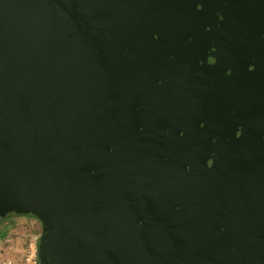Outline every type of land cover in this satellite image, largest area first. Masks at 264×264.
<instances>
[{
  "label": "water",
  "instance_id": "water-1",
  "mask_svg": "<svg viewBox=\"0 0 264 264\" xmlns=\"http://www.w3.org/2000/svg\"><path fill=\"white\" fill-rule=\"evenodd\" d=\"M40 264H264V0H0V218Z\"/></svg>",
  "mask_w": 264,
  "mask_h": 264
},
{
  "label": "rangeland",
  "instance_id": "rangeland-1",
  "mask_svg": "<svg viewBox=\"0 0 264 264\" xmlns=\"http://www.w3.org/2000/svg\"><path fill=\"white\" fill-rule=\"evenodd\" d=\"M12 217L0 218V264H21L27 243L32 238L38 239L41 232V223L35 216L26 214L20 222Z\"/></svg>",
  "mask_w": 264,
  "mask_h": 264
},
{
  "label": "built area",
  "instance_id": "built-area-1",
  "mask_svg": "<svg viewBox=\"0 0 264 264\" xmlns=\"http://www.w3.org/2000/svg\"><path fill=\"white\" fill-rule=\"evenodd\" d=\"M21 264H40L37 255V239L32 238L27 243L22 256Z\"/></svg>",
  "mask_w": 264,
  "mask_h": 264
},
{
  "label": "crops",
  "instance_id": "crops-1",
  "mask_svg": "<svg viewBox=\"0 0 264 264\" xmlns=\"http://www.w3.org/2000/svg\"><path fill=\"white\" fill-rule=\"evenodd\" d=\"M7 215H8V216H9V215H12V216H13L12 218H13L14 220H17V221L20 222L21 218L24 217L26 214H23V213H19V212H15V211H13V212H10V213L7 214ZM7 215H6V216H7ZM24 230H25V229H21V228H20V231H21V232H24Z\"/></svg>",
  "mask_w": 264,
  "mask_h": 264
}]
</instances>
